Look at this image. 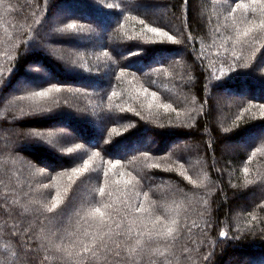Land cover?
Returning a JSON list of instances; mask_svg holds the SVG:
<instances>
[{
	"label": "trees",
	"instance_id": "16d2710c",
	"mask_svg": "<svg viewBox=\"0 0 264 264\" xmlns=\"http://www.w3.org/2000/svg\"><path fill=\"white\" fill-rule=\"evenodd\" d=\"M62 5L80 14L51 20ZM262 7L0 0V264L264 260V135L225 149L264 131ZM100 19L109 34L93 47ZM224 90L248 96L230 94L218 115L213 96ZM149 136L150 148L133 149ZM169 228L171 238L157 235ZM138 240L151 247L132 252Z\"/></svg>",
	"mask_w": 264,
	"mask_h": 264
},
{
	"label": "rangeland",
	"instance_id": "374dc122",
	"mask_svg": "<svg viewBox=\"0 0 264 264\" xmlns=\"http://www.w3.org/2000/svg\"><path fill=\"white\" fill-rule=\"evenodd\" d=\"M101 1V0H100ZM138 7V6H137ZM139 7H141V8H143L145 11H148V10H150V12H154V14L156 15V16H158V18L159 19H161V21H163V24L165 25V26H168V27H171V25H170V22H175L176 20V15L175 14H173L172 13V11L169 9V8H165V7H163V6H158L157 4H148V5H146V4H139ZM73 8V7H72ZM74 9V8H73ZM74 10H76V9H74ZM53 11V15H52V18H51V20H56V19H58V18H62V17H64V16H67V15H69L70 13H75V11H73V10H70V7H68V6H58V8L57 9H53L52 10ZM83 12V11H82ZM75 14H80V13H78V12H76ZM81 15H83V16H85V17H87L88 19H92V17H88V16H86L85 14H81ZM91 16V15H90ZM98 19V18H97ZM112 20V19H111ZM175 20V21H174ZM97 23H98V25H100V27L102 28L101 29V31L100 32H98L97 34L95 33L94 35H95V37L93 38V40L91 41V40H89V41H86V43H89V44H91L93 47H97V46H99V44H101L102 42H103V38H105V37H107L108 36V34H109V28H108V26L107 25H103V23H104V21L103 20H97ZM175 23H172V26H173V28H175L174 25ZM54 24H52V22L50 23V25L48 26V28H47V30L50 32V33H52V32H54V30L56 31L57 30V27L56 26H53ZM176 29V28H175ZM80 45H82V42H80V43H77V44H73V47H78V46H80ZM51 47H52V45H50ZM55 48H51L54 52H56L57 50V48H56V46H54ZM115 47V49L118 51V52H120V53H123L124 54V50L123 49H117V46H114ZM173 56H174V54H173ZM172 56V57H173ZM174 61V58L170 61V62H173ZM40 70V71H39ZM39 70H36L35 69V71H37V72H39V73H43V75L44 76H49V75H47L46 73H45V71L44 72H42V70L41 69H39ZM27 83L25 82V79L23 80V79H21L15 86H14V88H13V92L14 91H16V90H18L19 88H21V87H23V86H25ZM230 94H232V95H230ZM229 95L231 96V97H234L235 99L238 97V96H248V92L247 91H242V92H240V93H231V92H228V91H222V93L221 94H219V95H214L213 97H214V99H215V102H216V105H217V109H218V115H220L221 114V112H222V108H223V105H224V102H225V99L227 98V97H229ZM105 120L104 119H101L100 118V120H98V123L100 124V128L102 127V125L104 126V124H105ZM99 128V127H98ZM98 129V132H102V130L101 129ZM29 133V132H28ZM35 134V133H34ZM33 134V132H30V136H33L34 135ZM264 135V131H261V132H258V134L257 135H253L252 137L251 136H246L245 138H244V142H242V144H240V143H237V144H235V143H228L226 146H225V149H227V150H229L230 151V153L231 154H234V152L239 148V146H241V145H244V146H249L253 141H254V139L256 138V136H258V135ZM35 136V135H34ZM152 137H146V138H143V139H141V141H140V144H138V145H134V147H133V149H139V148H150V143H152V144H154L153 142H152ZM50 142L51 143H53L54 145H56V141H53V140H51L50 139ZM188 145L187 146H190V143L188 142L187 143ZM246 259V258H245ZM244 258L243 259H241V260H245ZM233 260V259H232ZM231 260V261H232ZM239 259H237V260H234V261H238ZM246 260H248L249 262L248 263H250V264H264V260H261L260 258H258V259H246ZM233 262V261H232ZM229 264H234V263H229ZM239 264H242V263H239Z\"/></svg>",
	"mask_w": 264,
	"mask_h": 264
},
{
	"label": "snow or ice",
	"instance_id": "6c2138e0",
	"mask_svg": "<svg viewBox=\"0 0 264 264\" xmlns=\"http://www.w3.org/2000/svg\"><path fill=\"white\" fill-rule=\"evenodd\" d=\"M254 2L259 3L260 0H254ZM261 10L264 11V7H262ZM75 27H76V25H74V24H70V25H68V28H70V29H71V28H75ZM259 27H264V21L261 22V24L259 25ZM148 31L153 32V33H156L157 35L166 36L169 40H173V37L170 36L167 32H161V31H160L159 29H157V28H149ZM250 31H252V29H249L248 31H246V32L244 33V35H248V32H250ZM59 90H60L59 88L55 89V91H59ZM51 91H53V89H49V90H47V91H42V92H36V93H34L33 95H34V96H38V97H47ZM153 95H155V94H153ZM164 107H165V108H169V107H171V106H170V105H165ZM113 131H115V130H113ZM78 147H79V146H78ZM68 151L71 152L72 149H68ZM85 167H87V164H85ZM79 171H81V170H80V169H74V170H73V173L75 174L76 172H79ZM245 171H247V169H245ZM45 187H47V185H45ZM101 192H103V189H101ZM58 197H59V194H58ZM56 206H57V205L54 204V205H53V208H55ZM52 210H53V209H51V208L49 209V211H52ZM138 210H139V209H138ZM94 211H95L96 213H99L100 216H101V218H103V216L105 215L104 213L100 212V209H99V208L95 209ZM174 223H175V222H174ZM174 231H175V229L169 228V229H167V232H166V233H157V235H159L161 239H168V238H171V237L173 236ZM222 235H223V233H222ZM152 238H154V237H152L151 234H150V241H151ZM150 241H149V243L146 245L144 242L138 240V241L136 242V244H137V248H133L131 251H132V252H136L137 249H144L145 247L150 248V247H151V243H150ZM85 252H91V253L93 254V256H95V249L85 248ZM117 255H119V253H117Z\"/></svg>",
	"mask_w": 264,
	"mask_h": 264
}]
</instances>
